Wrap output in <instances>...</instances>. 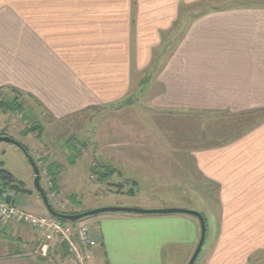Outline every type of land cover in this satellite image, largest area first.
Masks as SVG:
<instances>
[{
	"label": "crops",
	"instance_id": "1",
	"mask_svg": "<svg viewBox=\"0 0 264 264\" xmlns=\"http://www.w3.org/2000/svg\"><path fill=\"white\" fill-rule=\"evenodd\" d=\"M138 84L141 104L129 105L133 114L127 116L135 129L102 126L106 136L118 139H112L111 150L96 154L95 171L128 176L131 197L163 195V203L151 200L153 208L177 206L171 203L177 199L166 194L178 181L162 177L167 174L163 159L173 150L149 139L152 129L162 132L155 118L185 111H264V0H0V92L14 95L3 106L15 104L20 111L25 105L32 113L37 107L56 121L91 110L102 114V123L104 111L127 99ZM111 113L106 119L115 121L119 111ZM140 134L148 138L139 140L144 141L140 152L129 145L123 153L121 142L134 144ZM189 154L194 171L218 188L214 220L202 213L206 237L194 264H264V118L234 139ZM66 172L72 173L71 168ZM69 177L67 188H76ZM112 186L121 188L116 181ZM74 195L66 213L140 206L109 195L104 203L83 208ZM14 198L26 211L32 206L30 195ZM88 218L99 240L88 264H163L171 250H183L181 264H186L199 240L198 220L179 214ZM5 232L9 243L17 244L0 256V264H46L35 251L39 232L22 224L9 225ZM55 245L49 261L64 255Z\"/></svg>",
	"mask_w": 264,
	"mask_h": 264
},
{
	"label": "rangeland",
	"instance_id": "2",
	"mask_svg": "<svg viewBox=\"0 0 264 264\" xmlns=\"http://www.w3.org/2000/svg\"><path fill=\"white\" fill-rule=\"evenodd\" d=\"M140 77L141 74L138 75L136 82L140 81ZM143 78L146 81L149 76ZM138 88H140V84L131 90L130 96L127 99L115 104L114 109L111 108L110 111H104V113L100 112L105 115L102 123L99 122V117H101L102 114L95 115V112L91 110L56 121L49 118V115H47L45 111L40 108L38 109L37 107L36 110H34V113H32L31 111L26 112L25 105H21L20 111L17 109L8 110L7 108L4 109L5 106H0V133L3 134L0 136H8L17 141L20 145L22 144L27 149L29 153L28 155L33 159L39 169L40 185L45 193L48 192L49 195L51 193L50 191H56V199H52L49 195L51 198H49V200L54 209L59 212H65L72 199L75 198L74 194L79 196L83 208L89 207L91 204L97 202L104 203L107 198L106 196L111 195L112 198L117 199L118 201L121 200L123 203L140 205L139 207L129 206L126 208L146 210L161 209L153 208L156 206H153L150 202H152L151 200H155L158 203H163V195L161 196V199L154 198L152 195L148 196L151 199L146 196L143 198V193H141L140 197H131L130 193L133 185L129 182L130 180L128 179V176L117 175L115 173L100 176L96 173L97 171H95V168L99 167V160L95 158L96 154H101L100 151L103 149L110 148L111 150L112 139H118V137H115L112 134L110 135V133L106 136L105 132L102 130L100 131V129H102V126L106 125L109 129L112 128L118 130L123 127L127 131L128 126L131 127L128 123L127 116L128 114H133V111L128 107L129 105L136 103L141 104L142 96L138 91ZM7 92L8 91L0 92L1 105H6L8 100L14 97V95L7 94ZM112 110L119 111V113H116V117L114 118L115 121H109L106 119L107 112L111 113ZM227 114L229 115H212L200 112L197 113L195 111H185L175 112L174 114L171 113V115L169 114L168 116H165V118L160 116L155 118V121L161 127L162 132L160 134L152 129V136L149 137L150 141H152L153 145L160 144L168 147L169 150H173H171L173 154H167L165 159H163V162L166 165L162 167L167 168V174H164L162 177H174V180L178 181V184L174 185V188L166 194L177 199L171 202L176 203L173 205L177 206H168L166 208H180L197 211L201 214L203 213L207 219H210L211 216L214 217V215H217V205L215 200L217 198L218 188L212 183L203 181L201 175L194 171L189 153L192 149L196 150L197 147L207 148L209 146L212 147V145H219L221 142L225 143L226 140L234 139L240 135V131L243 129L245 130V127H248L249 119L247 115ZM262 115L264 116V112L261 113V116ZM112 124H114V127H112ZM140 126L142 128V124H140ZM131 129L134 131L135 127H131ZM134 138L135 140L133 141L135 142L132 141L134 144L122 141L119 146V142L115 143L118 144L123 153L129 151V145H132L131 147H134V149H137V151L140 152L138 146L144 141L139 142V140L142 138L146 139L147 135L144 136L143 134H140V137ZM164 140L166 142H164ZM115 148V150H118V147ZM22 151L21 148L12 144L1 142L0 168L9 171L14 178H16L15 180L21 183L22 188H30L33 190L32 181L34 175ZM66 154H69L70 156L66 157ZM104 154H110V152ZM49 161H54L57 165L50 167L51 165H49ZM100 161H102V159H100ZM115 165L120 164L117 162ZM70 168L72 173H67L66 171ZM55 170L60 172L56 175V180L53 178V172H55ZM30 174L31 179L29 176ZM67 176H70V184H74L76 188L70 189V187H73L70 185L67 188V181L65 180L67 179ZM49 177L51 178L50 181H52V187L53 183L56 186L55 190L52 188L50 189L47 181V178ZM115 181L121 186L120 189L113 188L112 185ZM59 185L62 187H60L61 190L59 189ZM71 191H74L75 193L70 195L69 193H71ZM157 193L164 194V192ZM157 193L154 192L153 194L156 195ZM116 194L119 196L116 197ZM13 195L14 193L11 194L12 199ZM20 196L26 195L16 193L14 199H18ZM30 196L32 206H27V211L36 215H46V211L43 209L44 206H42L43 204L37 193L33 192ZM0 198H5V194L2 193ZM164 203L169 204L170 202L164 201ZM180 216L193 219V217L188 215ZM194 220H196V218H194ZM212 220L214 219L211 218L210 221ZM90 223H92V219L90 218H85L78 222H72V224L76 225H88ZM9 225L16 227L18 224L15 222H8V224L2 225L0 221V256L8 255L16 249L14 244L17 243H9V240L5 237L7 236L5 228ZM98 246L93 250L90 256H85L84 264H88V259L86 260V258L94 256ZM183 253V250L175 252L171 250V252H167L163 256V264H181ZM39 257H35V259L42 258L46 264H71L67 258L63 257L59 259L60 261L58 260L59 257L51 258L50 261L49 258H47L48 256ZM41 264L45 263L43 262Z\"/></svg>",
	"mask_w": 264,
	"mask_h": 264
},
{
	"label": "built area",
	"instance_id": "3",
	"mask_svg": "<svg viewBox=\"0 0 264 264\" xmlns=\"http://www.w3.org/2000/svg\"><path fill=\"white\" fill-rule=\"evenodd\" d=\"M50 180V177L47 178L51 189ZM50 192V197L56 199V191ZM0 221L2 225L15 222L39 232L40 242L36 253L41 257H47L51 244L55 242L58 250L63 248V258H67L71 264H84L85 256H90L99 244L92 229L86 224H80L75 228L70 222L62 223L48 215H36L15 204H8L4 198H0Z\"/></svg>",
	"mask_w": 264,
	"mask_h": 264
},
{
	"label": "water",
	"instance_id": "4",
	"mask_svg": "<svg viewBox=\"0 0 264 264\" xmlns=\"http://www.w3.org/2000/svg\"><path fill=\"white\" fill-rule=\"evenodd\" d=\"M1 142L12 144L18 148H21V145L17 141H15L14 139L8 136H0V143ZM22 152L25 155V158L27 162L29 163L32 169L33 175H34L33 190L22 188L20 187L19 184H10L7 182H3L0 185V192L5 194L4 200L6 203L8 204L14 203V200L12 199V196H11L12 193L31 195L33 192H35L39 196L47 214L50 217L54 219L62 220V221L71 222V223L78 222L90 216L101 214V213H128V214H137V215H167V214L188 215V216L196 218L199 222V227H200L198 243L187 264L195 263V260L198 258L199 254L201 253L202 247L205 242V237H206L205 220L201 213L197 211H193V210L180 209V208H164V209L146 210V209L126 208V207H103V208L81 212L79 214L59 213L53 208L45 191L40 185V173H39V169L36 166L35 162L24 150Z\"/></svg>",
	"mask_w": 264,
	"mask_h": 264
},
{
	"label": "trees",
	"instance_id": "5",
	"mask_svg": "<svg viewBox=\"0 0 264 264\" xmlns=\"http://www.w3.org/2000/svg\"><path fill=\"white\" fill-rule=\"evenodd\" d=\"M0 106H2L3 107V105H1L0 104ZM8 109V110H14V109H17L16 108V105L14 104V105H12V108L10 107V106H8V107H6L5 106V108L4 109ZM264 111H253V112H246L247 114H245V113H243V114H241V115H247V117H248V119H249V122H248V127H245L246 129L244 130H241L240 131V133H244V132H247V131H249L250 129H252L256 124H257V122L259 121V120H261V119H263L264 118V116L262 115L261 116V113H263ZM0 135H3V134H1L0 133ZM21 149L22 150H24L27 154H29L28 153V151H27V149L21 144ZM55 180H56V178L55 177H53ZM3 182H7V183H10V184H13V183H18L19 185H20V187H22V185H21V183H19L18 181H16L15 180V178H14V176L9 172V171H7L6 169H3V168H0V184L1 183H3ZM52 189L53 190H55L56 189V186L54 185V183H53V187H52ZM46 195H47V197H48V199H49V195H48V192H46ZM2 196V193L0 192V197ZM50 201V200H49ZM44 208V207H43ZM54 208V207H53ZM44 210H45V208H44ZM56 210V209H55ZM46 211V210H45ZM57 211V210H56ZM57 212H59V211H57ZM59 213H63V214H69V213H66V212H59ZM47 214V213H46ZM77 214H79V213H77ZM203 216V215H202ZM203 218H204V216H203ZM58 220V219H57ZM204 220H205V218H204ZM58 221H60V222H62V223H68V222H65V221H62V220H58ZM205 225H206V220H205ZM63 248H61V250H62ZM63 251V250H62ZM199 257V256H198ZM197 261V259L195 260V262Z\"/></svg>",
	"mask_w": 264,
	"mask_h": 264
},
{
	"label": "bare ground",
	"instance_id": "6",
	"mask_svg": "<svg viewBox=\"0 0 264 264\" xmlns=\"http://www.w3.org/2000/svg\"><path fill=\"white\" fill-rule=\"evenodd\" d=\"M2 193V192H1ZM4 194V193H3ZM14 194H16V193H14ZM65 222H67V221H65ZM69 223V222H68Z\"/></svg>",
	"mask_w": 264,
	"mask_h": 264
}]
</instances>
